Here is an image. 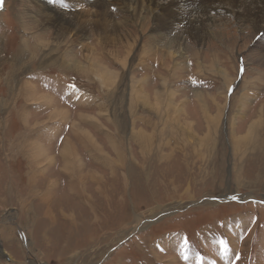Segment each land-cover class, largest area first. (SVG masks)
<instances>
[{
  "label": "rangeland",
  "instance_id": "374dc122",
  "mask_svg": "<svg viewBox=\"0 0 264 264\" xmlns=\"http://www.w3.org/2000/svg\"><path fill=\"white\" fill-rule=\"evenodd\" d=\"M83 1L0 0V264H264V8Z\"/></svg>",
  "mask_w": 264,
  "mask_h": 264
},
{
  "label": "bare ground",
  "instance_id": "6f19581e",
  "mask_svg": "<svg viewBox=\"0 0 264 264\" xmlns=\"http://www.w3.org/2000/svg\"><path fill=\"white\" fill-rule=\"evenodd\" d=\"M36 1V0H35ZM37 1H39V2H42V6L41 7H43V10L42 11H50L51 12V18H52V20H53V23H55L56 25H61V23L60 24H58V22H61V21H65V20H63V19H65L66 17H65V15L64 14H62L61 12H60V10L58 9V8H56L55 6H53L51 3H49L47 0H37ZM70 2H72L73 0H69ZM77 1V0H76ZM79 1H83V0H79ZM89 1V0H88ZM87 1V2H88ZM95 1H97V0H94V4H95ZM145 1V0H144ZM157 2V0H149V2H151L150 3V5L151 4H153V2ZM159 1H161V0H159ZM167 1V0H166ZM170 1V0H169ZM226 1H228V0H226ZM226 1H224V2H226ZM230 1H232V2H237L238 0H230ZM244 1H246V0H244ZM250 4H252L251 2H250V0H247ZM38 2V3H39ZM84 2V1H83ZM252 2H253V4H255V5H257V6H254L253 8H251V12L252 13H259L262 9L261 8H264V0H252ZM75 3V2H74ZM157 3H161V2H157ZM166 3H168V2H166ZM221 3H223L221 0H217V2H215L214 4H213V11L214 10H217V11H222V12H225V11H228V9H229V7H226L224 4H221ZM81 4V3H80ZM98 4V3H97ZM252 4V5H253ZM1 5V4H0ZM90 5V4H89ZM146 5V4H145ZM149 6V5H148ZM151 7V6H150ZM149 7V8H150ZM142 8H144V7H142ZM153 8V7H152ZM177 8H179L180 10H182V11H186V10H190L191 8H188L187 6H186V4L184 3V1L181 3H179L178 5H177ZM151 9V8H150ZM156 9V8H155ZM231 9V11L232 12H234V13H236L237 11H236V8L235 9H232V8H230ZM199 10V9H198ZM198 10L197 11H194V10H191V14H195V13H198ZM241 10L243 11L244 10V7H241ZM240 11V10H239ZM149 12V11H148ZM221 12V13H222ZM151 13H153V12H151ZM210 18V17H209ZM203 19V18H202ZM263 29V28H262ZM57 42V41H56ZM44 43V42H43ZM57 58H53V60L51 61V63L53 62V63H56L57 62V60H56ZM58 61H60V59L58 60ZM46 65H48L47 64V62H46ZM45 65V66H46ZM50 65V64H49ZM77 67V66H76ZM43 69V68H42ZM111 72V71H110ZM109 72V73H110ZM100 75V74H99ZM103 75V74H102ZM101 78H103V77H101ZM31 81V80H30ZM101 81V80H100ZM102 82V81H101ZM27 83H28V81H27ZM104 83V82H103ZM29 84V83H28ZM27 85V84H26ZM30 85V84H29ZM38 86V85H37ZM35 87V86H34ZM39 88H40V86H39ZM26 90H28L27 89V87L25 88ZM38 89V88H37ZM37 89H36V91H37ZM32 90H33V88H32ZM31 90V91H32ZM38 92H40V91H38ZM26 93H28V92H26ZM25 93V94H26ZM33 93V92H32ZM31 94V93H30ZM34 95H35V93H34ZM41 95V94H40ZM28 96V95H27ZM30 96V95H29ZM46 96V95H45ZM34 97V96H33ZM49 97V96H48ZM31 98H32V95H31ZM47 98V97H46ZM48 99V98H47ZM51 99H49L48 101H50ZM53 100V99H52ZM52 103V102H51ZM54 103V102H53ZM52 103V104H53ZM61 109H63V108H61ZM55 110V109H54ZM51 111H53V109L51 110ZM56 111H59V110H55V112ZM63 111V110H62ZM66 112H67V110H66ZM65 113V112H64ZM25 114V113H24ZM55 114V113H54ZM62 114V113H61ZM67 115V114H66ZM66 115H64V116H66ZM26 116V115H25ZM53 116V115H52ZM56 116V115H55ZM82 116V115H81ZM254 128H256V127H254ZM73 133H75V132H73ZM79 135V133L77 134V135H75V136H78ZM80 136V135H79ZM67 138V137H66ZM68 141V140H67ZM70 142H72L71 140H70ZM72 146V144H70V143H66V145H65V150H64V156L65 155H69V159H68V164H70V165H74V163H73V159H76V157H71L72 156V152H70V151H72L73 150V148H72V150H71V147ZM75 146V145H74ZM74 152V151H73ZM75 155V154H74ZM63 156V157H64ZM67 159V158H66ZM74 167L76 168V166L74 165ZM76 174H77V177L80 175L79 174V170L76 172ZM73 182V181H72ZM71 182V183H72ZM70 183V184H71ZM74 183V182H73ZM76 183V182H75ZM73 185V184H72ZM71 185V187H69V189H75L76 188V186H72ZM75 185V184H74ZM73 187V188H72ZM75 192H77L76 191V189L74 190ZM44 195H46V196H44V197H36V198H40L41 200H43V201H46V200H48L49 201V193H46V194H44ZM35 197V196H34ZM51 199H52V197H51ZM52 218V217H51ZM142 221H143V219L140 217V216H138V222L139 223H142Z\"/></svg>",
  "mask_w": 264,
  "mask_h": 264
},
{
  "label": "crops",
  "instance_id": "0c3cea01",
  "mask_svg": "<svg viewBox=\"0 0 264 264\" xmlns=\"http://www.w3.org/2000/svg\"><path fill=\"white\" fill-rule=\"evenodd\" d=\"M30 79H31V76L30 77H28V78H24V79H22V80H20V86L22 87V89L24 90V91H22L21 93V95L19 96V98H21V100H24V101H29L30 103H29V105H33L34 103H36L37 101H39V103H46V104H48L49 105V110H50V112L48 113V121H51V118H56V117H60V116H64V115H66V114H68L69 113V111H68V109H66V108H64L63 106H57V105H55V106H53V111H51V105H52V103L53 102H55V101H53L52 100V98L50 97V95H48L47 93H45V92H43V91H41V88H39V86H37V84H35V83H33V81H30ZM27 81H28V83L30 84H28L27 83ZM27 84V85H26ZM35 86V87H34ZM27 87V89L28 90H26L25 88ZM32 88H33V90H32ZM38 88V89H37ZM36 89H37V91H36ZM32 90V91H31ZM38 91H40V92H38ZM26 92H28V93H26ZM33 92V93H32ZM26 93V94H25ZM31 93V94H30ZM34 93H35V95H34ZM41 94V95H40ZM28 95V96H27ZM30 95V96H29ZM31 95H32V98H31ZM46 95V96H45ZM34 96V97H33ZM49 96V97H48ZM48 99H47V98ZM49 99H51L50 101H48ZM52 102V103H51ZM2 103V99L0 98V104ZM61 108H63V109H61ZM1 109H3V108H1ZM59 110V111H56L55 112V110ZM63 110V111H62ZM66 110H67V112H66ZM28 110L27 109H25V108H21L19 111H18V114L20 113V115H22L21 117L22 118H20V122L22 123V125H23V127L24 128H26V129H28V131H31V130H33L35 127L34 126H32L31 124H33V122H34V118L35 117H33V116H31V114L29 113V112H27ZM65 112V113H64ZM25 113V114H24ZM55 113V114H54ZM62 113V114H61ZM26 115V116H25ZM53 115V116H52ZM56 115V116H55ZM38 121V120H37ZM4 123L7 125L8 124V119H6L5 121H4ZM28 126H32V128L30 127V128H28Z\"/></svg>",
  "mask_w": 264,
  "mask_h": 264
},
{
  "label": "snow or ice",
  "instance_id": "6c2138e0",
  "mask_svg": "<svg viewBox=\"0 0 264 264\" xmlns=\"http://www.w3.org/2000/svg\"><path fill=\"white\" fill-rule=\"evenodd\" d=\"M234 199H235V197H234ZM218 243L222 246V251H223L224 257H227L228 252H229V242H228V240L221 239V240L218 241ZM183 247L186 248L187 247V243H185ZM187 258L188 257L185 255V259H187Z\"/></svg>",
  "mask_w": 264,
  "mask_h": 264
}]
</instances>
